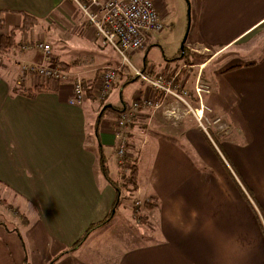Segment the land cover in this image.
<instances>
[{
	"label": "crops",
	"instance_id": "crops-1",
	"mask_svg": "<svg viewBox=\"0 0 264 264\" xmlns=\"http://www.w3.org/2000/svg\"><path fill=\"white\" fill-rule=\"evenodd\" d=\"M193 3L196 15L187 50L191 57L212 51L200 63L220 56L264 24V0ZM41 27L46 28L44 41L52 57L68 75L95 80L107 66H118L72 0H0V37L14 29L15 40L30 46L0 50V199L22 214L16 224L0 223V264H264V51L254 53L263 46L248 50L253 59L246 61V50L238 48L211 75L205 101L212 114L227 123L225 138L211 143L192 122L179 136L187 143L186 151L169 138L143 133L148 115L135 110L122 129L125 139L133 141L126 143L121 158L115 116L98 113L87 97L70 103V80L43 83L20 72L25 61L42 62L32 46L36 36L41 37ZM142 63L143 69L154 72L144 57ZM176 64L166 62L153 75L179 71L182 79L193 67ZM189 81L192 90L194 77ZM146 93L147 88L135 91L131 99ZM158 96L159 108L175 100ZM159 115L160 110L154 116ZM145 147L149 154L143 161L138 153ZM101 157L114 184L121 168L133 164L131 193L150 200L142 211L153 224L150 240L124 246L116 237L113 246H106L111 218L74 245L89 225L111 213L116 199L114 186L101 170ZM26 209L32 210L29 219Z\"/></svg>",
	"mask_w": 264,
	"mask_h": 264
},
{
	"label": "rangeland",
	"instance_id": "rangeland-1",
	"mask_svg": "<svg viewBox=\"0 0 264 264\" xmlns=\"http://www.w3.org/2000/svg\"><path fill=\"white\" fill-rule=\"evenodd\" d=\"M102 3H105L108 0H101ZM154 2L159 6L160 13H161V19L163 22V29L156 34L148 35L145 44L143 45L141 50L140 55H133L132 52H127L125 55L127 57V61H124L120 54L116 52L112 47L104 43L100 35L96 32V36L100 40L101 44L103 47L107 48L106 51L110 55V60L112 61L113 64H116L118 66H107V67H118V75L116 77V80L112 83L111 87L107 91V93H104L102 96L98 95L97 92L101 90V87L103 85V81L101 82V77L95 80H87L83 76L78 75V73H73V75H68L67 72L65 71L64 67L62 66L61 69L64 70L65 72V79L61 80L63 81H71L70 84L72 86V93L75 90V87L79 84L82 89V95L83 91L84 94L82 100L84 97H87L90 101H92L93 106L96 107L98 113H109L112 116L116 117V120L118 118V114L120 111H127V112H132L137 110V111H146L148 117H146V122L149 120L148 126L146 124L141 125L144 126L145 131L143 133H146V135L152 136L159 134L161 136H164L165 138H169L171 141L179 145L181 148H184L186 150L187 143L184 139L180 138L179 136H182V133L186 130V128L192 124V122L195 123V126L199 128L202 133H204L205 138L208 137L209 141H212V139L217 140V137H220L221 139L225 138L227 136V123L223 121L222 117L219 115H214L212 114V111L210 108L206 105L205 101V95L210 93V86L209 84L211 83V75L213 71L217 70L220 68L224 63H227L230 61L231 58H233V52L239 51V49H245L246 53L248 55V58L241 56L243 58L242 60H252V55L249 54V51L252 47H256L255 45L258 44L260 47L258 50H256L254 53L259 54V52L264 51V24L257 26L252 29V32L245 36L244 39H241L237 41L234 45H232L230 48L227 50H222V54L218 57H215L214 59H209L206 62L200 63L203 58L212 51L209 50L208 52H203L201 51L200 54H193L191 57L190 51L187 50L189 47L190 43V38H191V33H192V25H193V20L196 15V6L194 5V0H154ZM188 8H189V13H188ZM79 13L82 15L84 20L88 25H90L87 16H85L84 10L80 9L78 7ZM87 13V12H86ZM188 22L190 24V31L189 34L186 38V41L184 43V48L187 50V54L191 63L193 64L192 68H188V72L186 75L180 79L178 76V84H181L184 88V90H188L189 92V98L186 96L185 98L187 99V104L188 106L182 102V101H177V100H172L166 104L161 110V108L157 110H153L152 108H146L138 106V107H132V99L131 95L135 91H144L145 88H148L146 83L139 78L140 76L136 75L134 73V68L137 70H140L142 73L148 74L152 78H157L159 74L153 75V73L161 71L162 67L164 64L167 62L169 63L172 67L178 65V67H181L180 65L185 64L186 57L184 58H179L177 60L172 59L175 55L179 54L180 50V45L181 42L184 38V35L187 30ZM91 26V25H90ZM92 27V26H91ZM43 28V27H41ZM39 29L38 34H40V38L36 36L35 40V45L32 46L35 48L40 53L42 62L40 63H34V64H42L46 63L44 60H47L50 62V65H56L59 64L56 59L52 57L53 53L50 48V58L46 59V53L41 50L38 47L39 42L42 44H47L44 39V32H46V28ZM51 34V31L49 33V36ZM20 37V35L18 34ZM43 38V39H42ZM19 39V38H18ZM20 41V40H19ZM50 41V40H47ZM26 44L27 48L30 47L28 46L29 44L27 42H24L23 45ZM49 45V44H47ZM237 46V47H236ZM50 47V45H49ZM32 48V49H34ZM183 48V51H184ZM202 48V47H200ZM236 48V49H233ZM239 48V49H238ZM231 49V51H230ZM31 49H27L29 51ZM67 50V48H66ZM252 50V49H251ZM250 50V52H251ZM138 51V50H137ZM116 52V53H115ZM136 52V51H133ZM68 55L74 56V52L68 50ZM183 52H181L180 55H182ZM232 55V56H231ZM143 57L146 59V63L148 64V68H153V70H146L143 69ZM252 59H251V58ZM7 58V57H5ZM20 58V56H19ZM109 59V58H107ZM172 59V60H171ZM167 60V61H166ZM100 61L95 60V64H98ZM181 63V64H180ZM26 66H31L30 62L24 63ZM196 65V66H195ZM59 66V65H58ZM186 66V65H185ZM189 66V65H187ZM187 66L184 67V69H187ZM192 66V65H191ZM34 67V66H31ZM106 67V68H107ZM35 68V67H34ZM84 68V67H83ZM88 67L84 68L87 69ZM130 69L131 73L128 72ZM20 72L23 74L25 71L22 69V66L19 67ZM196 72H199V82H200V87L202 89L208 90L207 93H204L203 95V103L204 107L203 109L200 108L199 102L194 98V89L191 85L189 86L188 83H190L189 78L190 76L195 77ZM20 73V74H21ZM21 74V75H22ZM198 74V73H197ZM27 76L36 78L39 74L37 72L32 71V73L27 72ZM201 75V78H200ZM167 79L168 76L164 75ZM186 76V77H185ZM187 76L188 79H187ZM186 78V86L184 85V79ZM131 81L129 82V80ZM48 79H45L43 83H47ZM128 81V83H127ZM192 81V79H191ZM41 85V84H40ZM189 86V87H188ZM98 95V96H97ZM147 97V94L145 95ZM149 97V96H148ZM144 98V97H142ZM141 99V98H140ZM82 102V101H81ZM80 102V103H81ZM111 105V107H110ZM118 106L119 108L123 107L125 105L127 108H124L123 110L118 111L116 107ZM118 108V109H119ZM191 108V109H190ZM141 109V110H138ZM160 110V115L158 117L154 116L155 112ZM131 116V114H130ZM129 116V117H130ZM198 116L199 119L196 117ZM113 120V124H116V120ZM128 117V118H129ZM128 120V119H127ZM115 122V123H114ZM124 128V127H123ZM122 128V129H123ZM121 131V135L124 134V132ZM127 142L128 144H131L133 140H130L128 138ZM213 142V141H212ZM128 152L131 154V148L129 145H127ZM218 147V146H217ZM130 148V149H129ZM137 149L135 150L134 157L137 153ZM187 151V150H186ZM128 155L129 160L131 163H133L135 160L133 156ZM141 157L144 158L148 156L149 151L145 147L144 149L141 150L140 153H138ZM191 155V154H190ZM130 162L125 165L124 168H121L123 171L122 173V178L127 179V176L129 174H132V172H135L132 170L133 164ZM141 172H145V166L142 165ZM124 182L121 181V187L123 191L120 194V200L118 203V206H116L115 209H113V212L111 213V217L113 218L112 221L113 223L110 224V228H106L107 233L104 236H108L106 246L110 247L113 246L111 243L114 242L112 241V238L117 237V242L119 244V239L123 242L124 246H137L140 243L150 240L153 235L151 233V227L153 224L151 222H148V218L145 214H142L144 210V205H150L149 199L148 200H139L136 197H133L131 192H133V189L131 186L127 187L128 190H125L123 188ZM31 209H26L25 211V217L28 219L30 218V213ZM21 212L20 210L14 206L13 203L9 202L8 200H3L0 199V223L5 224V225H10L14 222V224L17 223L16 220H19L21 218ZM116 215V216H115ZM115 216V217H114ZM92 232V231H91ZM90 232V233H91ZM89 233V234H90ZM87 236L84 239H87ZM113 236V237H111ZM78 241V240H77ZM117 244V247L119 245Z\"/></svg>",
	"mask_w": 264,
	"mask_h": 264
},
{
	"label": "built area",
	"instance_id": "built-area-1",
	"mask_svg": "<svg viewBox=\"0 0 264 264\" xmlns=\"http://www.w3.org/2000/svg\"><path fill=\"white\" fill-rule=\"evenodd\" d=\"M77 8L84 10L90 25L94 28L102 38L103 42L112 47L124 61H127L126 53L137 51L143 47L147 36L159 33L163 29V22L161 13L157 8L154 0H108L102 3L101 0H72ZM87 12V13H86ZM38 47L46 53V59L50 56V47L47 44L37 43ZM25 48L26 44L23 45ZM46 63L34 64L26 66L22 63V69L32 73L37 72L39 75L37 79L44 81L45 79L52 81H61L65 79V72L60 66L50 65V62L44 60ZM118 67L104 68L99 74L103 85L101 90L97 92L102 96L107 93L112 83L118 76ZM134 73L141 78L147 88V97L134 100L132 107H148L157 109L161 106V101L158 94L172 97L177 101L184 102L187 106L186 96L189 98V91L184 90L181 84H178L179 71L161 73L157 78H152L148 74L142 73L140 70L134 68ZM167 75L168 79L164 76ZM199 72L194 79V98L199 102L200 108L203 109V95L208 90L202 89L199 82ZM83 95L84 91H83ZM81 86L78 84L73 91V97L70 103H80L83 98ZM97 95V96H98ZM149 96V97H148ZM191 109V108H190ZM132 112L120 111L115 124L114 132L119 138L117 146V155L123 157L126 150V139L121 135V129L126 126V121ZM198 119L199 117L196 116Z\"/></svg>",
	"mask_w": 264,
	"mask_h": 264
},
{
	"label": "trees",
	"instance_id": "trees-1",
	"mask_svg": "<svg viewBox=\"0 0 264 264\" xmlns=\"http://www.w3.org/2000/svg\"><path fill=\"white\" fill-rule=\"evenodd\" d=\"M156 6H157V8H159V6L157 4H156ZM159 10H160V8H159ZM26 27H29L28 23H27ZM26 27H23V29H28ZM23 43H24L23 41L21 42L19 40H15L14 29H12L9 34L0 37V50L1 51H7V52L11 51V49L25 50L27 47L25 48L23 46ZM186 52H187V50H186V48H184V51H183L182 55H180L181 54V51H180L179 54L175 55L172 59L177 60L179 58L186 57L187 60H185V63L187 65L188 64H192L190 59H189V56H188L189 54H187ZM203 62H206V60H204ZM130 81H131V79L129 80V82ZM127 83H128V81H127ZM36 87H39V88L43 89V87H45V86L42 85V84L41 85L38 84V85H36ZM210 142L212 143V141H210ZM220 151H222V150L220 149ZM102 160H103V158L101 157V159H100L101 170H102L103 174H105V176L107 177V180L114 186V188L116 190V199H115V202L113 204V208L111 210V213H112L113 209H115L116 206H118V203H119V200H120V197H121L120 194L122 193L121 191H123V189L121 187V184H120L121 181L124 182L123 183L124 184L123 188L125 190H128L127 187H129V186H131V188L133 190L135 189V172H132V174H129L127 176L126 180L123 179L122 176H121V178L117 181V184H114V182L111 179H109L108 173H107V167L104 165V160L103 161ZM132 170H134V167H132ZM111 213L108 214V216L105 219H103L102 221H99L98 223H94V224L89 225V227L86 229L85 234L78 241H76L74 245H77V244L83 242L85 240L84 238L87 236V234H89L95 228L106 224L112 218L111 217L112 216Z\"/></svg>",
	"mask_w": 264,
	"mask_h": 264
},
{
	"label": "water",
	"instance_id": "water-1",
	"mask_svg": "<svg viewBox=\"0 0 264 264\" xmlns=\"http://www.w3.org/2000/svg\"><path fill=\"white\" fill-rule=\"evenodd\" d=\"M188 13H189V8H188ZM189 22H188V26H187V30H186V33H185V35H184V38H183V40H182V42H181V45H180V50H181V52H183V48H184V43H185V41H186V38H187V36H188V32H189Z\"/></svg>",
	"mask_w": 264,
	"mask_h": 264
}]
</instances>
